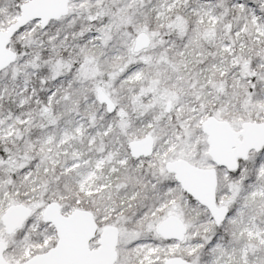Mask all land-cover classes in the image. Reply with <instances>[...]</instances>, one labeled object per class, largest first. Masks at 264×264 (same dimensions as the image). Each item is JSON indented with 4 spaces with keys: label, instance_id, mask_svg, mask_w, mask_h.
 <instances>
[{
    "label": "snow or ice",
    "instance_id": "6c2138e0",
    "mask_svg": "<svg viewBox=\"0 0 264 264\" xmlns=\"http://www.w3.org/2000/svg\"><path fill=\"white\" fill-rule=\"evenodd\" d=\"M0 264H264V0H0Z\"/></svg>",
    "mask_w": 264,
    "mask_h": 264
}]
</instances>
